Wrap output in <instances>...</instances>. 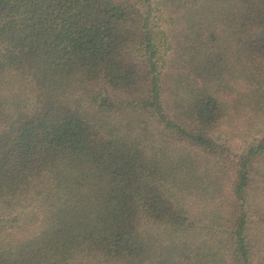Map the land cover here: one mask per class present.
Instances as JSON below:
<instances>
[{"label":"trees","instance_id":"16d2710c","mask_svg":"<svg viewBox=\"0 0 264 264\" xmlns=\"http://www.w3.org/2000/svg\"><path fill=\"white\" fill-rule=\"evenodd\" d=\"M239 110L264 0H0V264H264Z\"/></svg>","mask_w":264,"mask_h":264},{"label":"rangeland","instance_id":"374dc122","mask_svg":"<svg viewBox=\"0 0 264 264\" xmlns=\"http://www.w3.org/2000/svg\"><path fill=\"white\" fill-rule=\"evenodd\" d=\"M155 28L158 32L165 31L169 34L168 26L163 17L159 18L157 16L155 19ZM232 121L229 122L228 127L223 129V136L226 141L221 142L227 146L228 151L232 150L235 153V151L243 148L245 150L246 145H253L261 138L258 132L264 131V112L258 113L252 110H239V112L233 114ZM258 253L259 250L257 249V253L254 256V264H260L259 262H261Z\"/></svg>","mask_w":264,"mask_h":264}]
</instances>
